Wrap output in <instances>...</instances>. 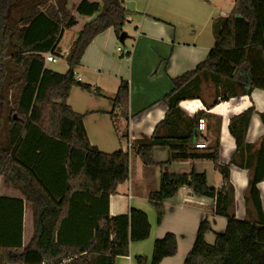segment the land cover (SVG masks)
<instances>
[{
	"label": "trees",
	"instance_id": "16d2710c",
	"mask_svg": "<svg viewBox=\"0 0 264 264\" xmlns=\"http://www.w3.org/2000/svg\"><path fill=\"white\" fill-rule=\"evenodd\" d=\"M130 11L124 0H80L69 6L68 0H0V120L7 128V142L0 144V175L3 183L18 191L31 205L34 231L26 246L22 242V226L16 234L5 239L0 198V264H24L30 251L39 253L46 264H116L118 257L129 255L131 243L149 239L151 224L145 212L131 208L128 214L111 216V193L76 183L67 182L56 193L38 169L39 159L47 164L61 150L60 163L65 165L70 151L69 176L80 174L88 158L101 154L89 142L83 119L68 104L71 90L79 86L76 70L83 54L93 39L109 28L118 38ZM83 23L70 50L65 56L68 71L60 74L49 70L44 55L61 56L59 45L65 30ZM215 43L207 58L194 70L171 79L172 89L163 98L168 110L152 137L136 142L137 154L146 172L165 167L168 162L156 164L155 147L182 145L191 147L200 138L199 111L188 118L180 103L201 99L203 84L211 83L217 98L228 100L238 95L235 84L239 71L249 75L248 93L264 91V0H234L227 17L212 24ZM62 57V56H61ZM230 84L233 90L219 92ZM85 90L101 96L99 88L81 85ZM228 94V95H227ZM111 118L119 139L129 138L130 87L122 81L112 99ZM254 108L233 117L229 132L235 140L236 151L231 165L249 172L245 200L248 213L253 210L254 221L238 220L235 216V191L230 182V166L219 160L220 141L215 138L211 153L202 157L213 161L222 175L220 189L209 186L204 173H162L158 190L150 189L148 200L161 224L163 205L184 187L199 196L213 199L215 215L227 221L226 230L216 235L213 245L205 241L211 223L205 219L198 228L194 245L184 264H264V214L258 185L264 181V135L257 145L247 142L246 135ZM264 124V113H260ZM124 120L120 127L119 120ZM49 155L48 159L42 158ZM114 158L126 159L117 151ZM27 157V158H26ZM192 154L191 158H198ZM50 160V161H48ZM177 254L173 234L156 240L153 254L136 257L137 264H160L163 259Z\"/></svg>",
	"mask_w": 264,
	"mask_h": 264
},
{
	"label": "crops",
	"instance_id": "0c3cea01",
	"mask_svg": "<svg viewBox=\"0 0 264 264\" xmlns=\"http://www.w3.org/2000/svg\"><path fill=\"white\" fill-rule=\"evenodd\" d=\"M124 1L125 7L130 11L124 27L128 39L121 44L113 28L97 35L85 50L81 65L76 70L75 75L80 85L71 90L68 98L73 111L84 116L83 123L89 142L101 154L91 155L83 171L73 177L69 176V151L68 163L65 165L68 180L61 167L60 149L50 163L43 164L44 160H37L40 163L38 169L41 176L51 182L49 186L56 193H60L67 182L70 186L78 183L108 190L111 193V216L128 214L131 208L145 212L151 224L149 239L131 243L129 255L118 257L116 264H137L135 258L138 256L147 257L150 261L155 241L169 233L176 237L177 254L163 259L160 264H184L194 245L200 223L205 219L211 223V230L206 233L205 241L213 245L216 235L225 232L227 221L215 215L213 199L196 195L189 187H184L174 198L164 202L162 222L157 224L156 210L148 200V192L150 189H159L163 172L204 173L209 186L222 188L223 177L215 169L213 161L202 157L211 153V146L218 136L220 163L230 166V182L235 191V216L238 220L254 221L255 213L253 210L248 213L245 200L249 172L231 165L236 145L229 132V124L233 117L254 108L246 139L248 143L257 145L264 135V124L260 117V113H264V91L253 90L248 93L249 75L245 71H239L235 84L238 95L228 100L222 99L221 95L217 98V104L209 108L217 94L213 84L204 83L202 98L182 101L180 108L188 118H193L199 111L204 112L202 118L206 122L205 131H199L201 136L191 147H155L154 162L168 164L162 168L156 166L151 173L146 172L137 154L136 142L150 139L156 126L165 119L168 108L163 98L172 89L171 79L194 70L207 58L215 43L213 21L227 17L234 0ZM71 29L74 32L77 28ZM79 30L75 32L78 34ZM119 47L123 48V52L118 51ZM59 48L62 57L46 67L65 74L68 71L65 60L67 53L63 55L60 45ZM122 81H127L130 87V119L127 123L129 138L120 140V132H117L110 114L113 111L112 99ZM84 84L99 88L102 95L85 90L81 86ZM230 89L233 90L232 86L226 84L219 88V92H228ZM118 124L124 127L126 123L120 119ZM3 127L4 123L0 120V131ZM3 133L5 144L7 132L4 130ZM198 143L205 144L206 148L198 149ZM117 151H122L127 158L112 157ZM192 154L199 157L191 158ZM42 158L48 159L49 155H43ZM258 188L264 214V181ZM0 198H4V238L16 234L21 225L22 242L26 246L34 231L31 205L18 191L4 184L1 175ZM24 264L46 263L41 260L38 252L30 251Z\"/></svg>",
	"mask_w": 264,
	"mask_h": 264
},
{
	"label": "rangeland",
	"instance_id": "374dc122",
	"mask_svg": "<svg viewBox=\"0 0 264 264\" xmlns=\"http://www.w3.org/2000/svg\"><path fill=\"white\" fill-rule=\"evenodd\" d=\"M68 1H69V6H73L75 3H78L80 0H68ZM91 1H100L101 2V0H91ZM152 5H153V3H152ZM232 9H233V7L230 8L229 11H232ZM89 20H90L89 18H80L79 21H78L79 22V25H75L74 26V27L77 28L76 30H74V32L71 31L72 29L65 30V34H64V36H63V38L61 40V44H60V47H61V49L63 51V55L66 54V53H68V51L70 50L71 43H72L75 35L77 34V32H75V31H78V29L81 28V26L83 25V23H86ZM4 130L6 131L7 128L6 127H3L1 129V131H0V144L1 145H5L4 144V135H5V133H3Z\"/></svg>",
	"mask_w": 264,
	"mask_h": 264
},
{
	"label": "built area",
	"instance_id": "2783aa9c",
	"mask_svg": "<svg viewBox=\"0 0 264 264\" xmlns=\"http://www.w3.org/2000/svg\"><path fill=\"white\" fill-rule=\"evenodd\" d=\"M118 51L119 52H123V48L122 47H119L118 48ZM44 58H45V65H47V64H49V63H56V62H58L59 61V57H57V56H55V55H53V54H51V53H47V54H45L44 55ZM79 81V80H78ZM198 129H199V131L200 132H203V131H205V129H206V122H205V119H203V118H201L200 120H199V123H198ZM196 147L198 148V149H205L206 148V145L205 144H201V143H198L197 145H196ZM224 183V180H222V184Z\"/></svg>",
	"mask_w": 264,
	"mask_h": 264
},
{
	"label": "water",
	"instance_id": "95a60500",
	"mask_svg": "<svg viewBox=\"0 0 264 264\" xmlns=\"http://www.w3.org/2000/svg\"><path fill=\"white\" fill-rule=\"evenodd\" d=\"M128 34L126 32H122L121 35H120V38H119V42L121 44H124L125 43V40L128 39Z\"/></svg>",
	"mask_w": 264,
	"mask_h": 264
}]
</instances>
